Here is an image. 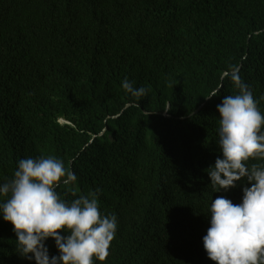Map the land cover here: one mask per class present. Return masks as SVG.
I'll return each mask as SVG.
<instances>
[{"label":"trees","instance_id":"trees-1","mask_svg":"<svg viewBox=\"0 0 264 264\" xmlns=\"http://www.w3.org/2000/svg\"><path fill=\"white\" fill-rule=\"evenodd\" d=\"M233 73L264 114V0H0V184L21 159L56 156L77 177L69 187L100 189L101 213L117 219L94 264H214L211 202L238 204L250 186L215 192L207 173ZM125 78L146 95L126 93ZM0 264H35L2 215Z\"/></svg>","mask_w":264,"mask_h":264},{"label":"clouds","instance_id":"clouds-1","mask_svg":"<svg viewBox=\"0 0 264 264\" xmlns=\"http://www.w3.org/2000/svg\"><path fill=\"white\" fill-rule=\"evenodd\" d=\"M230 81L237 94L224 95L216 107L222 158L217 157L207 173L215 192L234 188L242 178L250 186L242 188L238 204L223 196L212 200L203 247L214 264H264V165L247 163L264 159V114L238 73ZM121 87L137 99L148 91L127 78ZM218 95L219 89L204 98ZM170 109L171 105L164 111ZM76 179L62 159L48 155L19 160L12 178L0 184V197H7L0 203V215L12 224L21 257L35 264H94L93 258L107 259L117 219L101 213L100 189L78 194L70 188ZM61 184L74 199L61 198L56 190ZM49 238L55 241L58 255H49L45 244Z\"/></svg>","mask_w":264,"mask_h":264}]
</instances>
